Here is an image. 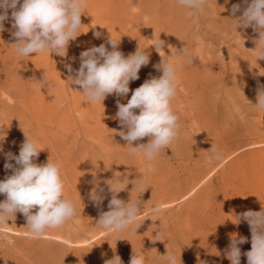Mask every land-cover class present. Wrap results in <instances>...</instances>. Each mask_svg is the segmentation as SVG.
<instances>
[{
  "label": "rangeland",
  "instance_id": "rangeland-1",
  "mask_svg": "<svg viewBox=\"0 0 264 264\" xmlns=\"http://www.w3.org/2000/svg\"><path fill=\"white\" fill-rule=\"evenodd\" d=\"M233 4L243 8V0H209L200 20L201 44L187 10L176 0H87L82 34L70 42L67 57H18L11 21H5L6 30L0 33V128L5 129L0 180L11 175L4 167L6 154L18 155L25 133L30 134L41 149L36 163L50 159L62 164L65 196L76 203L77 216L33 239L25 235L26 218L17 213L4 229L15 244L0 247V264H105L115 254L130 264L134 253L145 255L147 264H167L156 259L167 251L177 264H231L225 253L234 235L247 238L239 245L240 264H247L251 231L247 222L236 224L235 215L264 208V111L253 105L264 86V60L256 62L251 51L258 34L251 27L238 29L240 34L232 27ZM110 37L120 40L125 56L148 47L150 61L139 79L130 82L127 96L113 94L102 103H87L79 87L68 84V76L79 69L82 51L101 44L111 50ZM160 40L162 48L152 46ZM183 48L193 58L182 62L178 94L171 102L181 133L145 175L144 159L131 156L117 134L122 130L114 118L117 101L126 104L146 79L162 75L154 67L162 57L173 60ZM40 81L53 87L40 90ZM147 142L145 137L133 146ZM212 145L224 159L209 164ZM113 177L127 187L118 198L127 202L141 196L144 202L143 214L120 233L97 227L102 212L109 210L111 193L105 182ZM96 180L105 190L99 206L91 199ZM145 186L149 188L143 193ZM156 204L163 210L150 216ZM157 233L161 241L154 242Z\"/></svg>",
  "mask_w": 264,
  "mask_h": 264
},
{
  "label": "clouds",
  "instance_id": "clouds-1",
  "mask_svg": "<svg viewBox=\"0 0 264 264\" xmlns=\"http://www.w3.org/2000/svg\"><path fill=\"white\" fill-rule=\"evenodd\" d=\"M176 3L187 10V16L193 21V35L202 44L200 20L207 12L209 0H176ZM86 7L87 0H0V33L6 30L5 21H11V35L15 41L12 44L18 57L44 53L67 57L70 42L82 34L81 28L84 25L81 17L86 14ZM230 11L233 17L230 20L234 21L232 27L237 33L238 29L251 27L258 34L254 40L255 48L251 51L255 53L256 62L264 60V0H243V8L241 4H233ZM94 35L100 37L99 32ZM108 44L111 50L101 44L82 51L79 69L75 70L74 75L68 76V84L78 86V92L82 93L87 103H102L113 94L118 97L127 96L130 82L139 79V71L150 61V53L146 51L148 47H138L134 53L125 56L119 50L120 40L110 37ZM152 46L162 48L163 41L154 42ZM192 58L193 54L187 48L177 51L173 60L162 57L161 63L154 66L162 75L146 79L132 91L126 104L117 101L118 111L114 118L122 129L117 134L127 142V151L131 156L144 159L147 164L145 175L154 171L152 162L180 136V118L174 112L171 102L178 94L179 68L183 61L191 62ZM66 67L69 73H73L71 65ZM37 87L41 90L53 85L40 81ZM253 105L264 111V86L258 88L257 102ZM4 133L5 129L0 128V135H3L0 151H3ZM25 137L18 155L6 154L4 167L11 170V175L0 180V195L5 197L0 201V247L15 244L4 229L17 213L26 218L28 231L25 235L33 239L44 238L48 230L61 229L77 216L76 203L65 196L62 164L50 159L44 164L36 163L41 149L30 134L25 133ZM145 137L148 138L147 143H136L133 146L134 142ZM223 159L222 150L212 145L208 150V163H217ZM12 160L15 164L10 162ZM94 183L96 187L91 192V199L99 206L105 199V190L99 187V180ZM105 183L111 199L108 202L109 210L102 212L97 227L108 233H120L143 214L144 202L141 196L127 202L118 198V194L127 187L116 177ZM148 188L145 186L141 191L144 193ZM162 210L163 205L156 204L149 215L158 216ZM235 217L236 224L244 221L250 227L251 248L244 253L247 264H264V208L260 211L248 210ZM139 227L137 224L132 229L133 235L137 234ZM153 241H161L160 234L157 233ZM245 242L246 237H232L225 253L231 264H240L239 245ZM156 259L166 261L167 264H177L176 256L168 251L164 255L158 254ZM105 264H123V261L115 254ZM130 264H147V258L141 253H134Z\"/></svg>",
  "mask_w": 264,
  "mask_h": 264
},
{
  "label": "bare ground",
  "instance_id": "bare-ground-1",
  "mask_svg": "<svg viewBox=\"0 0 264 264\" xmlns=\"http://www.w3.org/2000/svg\"><path fill=\"white\" fill-rule=\"evenodd\" d=\"M86 242V241H85Z\"/></svg>",
  "mask_w": 264,
  "mask_h": 264
}]
</instances>
